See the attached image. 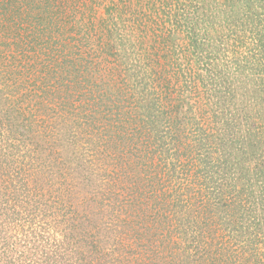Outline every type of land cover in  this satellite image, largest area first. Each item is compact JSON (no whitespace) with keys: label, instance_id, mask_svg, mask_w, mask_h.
Masks as SVG:
<instances>
[{"label":"rangeland","instance_id":"374dc122","mask_svg":"<svg viewBox=\"0 0 264 264\" xmlns=\"http://www.w3.org/2000/svg\"><path fill=\"white\" fill-rule=\"evenodd\" d=\"M0 264H264V0H0Z\"/></svg>","mask_w":264,"mask_h":264},{"label":"trees","instance_id":"16d2710c","mask_svg":"<svg viewBox=\"0 0 264 264\" xmlns=\"http://www.w3.org/2000/svg\"><path fill=\"white\" fill-rule=\"evenodd\" d=\"M118 86H119V84H118ZM111 116H112V114H111Z\"/></svg>","mask_w":264,"mask_h":264}]
</instances>
